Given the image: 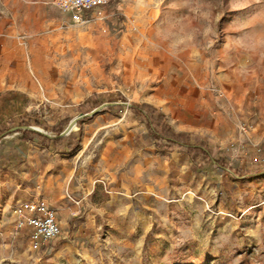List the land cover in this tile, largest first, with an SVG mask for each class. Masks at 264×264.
Listing matches in <instances>:
<instances>
[{
    "label": "rangeland",
    "instance_id": "obj_1",
    "mask_svg": "<svg viewBox=\"0 0 264 264\" xmlns=\"http://www.w3.org/2000/svg\"><path fill=\"white\" fill-rule=\"evenodd\" d=\"M102 11V20L78 25L51 0H0V135L12 127L0 140V264H264V177L259 184L252 181L256 176L226 182L227 171L205 151L155 139L150 132L155 152L174 161L167 177L161 175L163 165L157 183L147 167L144 174L140 169L134 174L130 165L125 171L110 167L112 174L91 169L89 175L99 181L75 217L73 201L67 204L72 214L62 211L68 227L58 239L33 250L27 231L16 229L12 207L32 196L21 192L22 179L13 171L23 165L28 175L22 178L30 180L23 187L39 185L42 194L48 188V202H59L51 188L67 186L72 165L63 160L86 144V131L96 123L86 125L133 110L146 123L132 106L146 111L150 104L140 106L130 98L138 93L140 100H149L143 80L151 81L153 74L172 80L181 74L187 81L182 97H198L197 80L210 103L215 92L207 84L214 79L247 119L264 121V0H110ZM27 76L28 86L43 89L45 96L39 110L17 116L4 103L8 92H17L8 89ZM95 102L104 106L100 112L53 140L64 120L84 114ZM23 120L50 139L17 129ZM88 137L94 160L104 150L128 147L108 145L107 134ZM185 142L201 143L190 135ZM209 148L241 175L264 171L239 169L233 161L229 166ZM55 158L62 159L59 166ZM187 163H192L188 171ZM67 192L66 201L73 200V183ZM69 226L76 232L84 228L87 236L73 238Z\"/></svg>",
    "mask_w": 264,
    "mask_h": 264
},
{
    "label": "crops",
    "instance_id": "obj_2",
    "mask_svg": "<svg viewBox=\"0 0 264 264\" xmlns=\"http://www.w3.org/2000/svg\"><path fill=\"white\" fill-rule=\"evenodd\" d=\"M150 69L151 67H149L147 72ZM153 78L155 80H153ZM181 78V74H179L178 79L175 80L167 78L166 74L162 72H158L155 75L153 74L151 81L148 80L147 82L143 80V83L149 84L146 85L147 87L145 88V91L150 89L149 100H140V98H138V93L132 96L133 98H130V100L131 102L140 104V106H142V104H150L156 107L167 117V121L175 132L186 133L198 138L200 142H206L209 147L219 152L216 158L223 157L225 161L228 162L229 166L234 164L232 163L233 161L239 169H264V121L258 118H256L255 121L247 119L242 111L240 112V109H236L235 106L230 103L225 91L217 84H214V79L211 80V83L207 84V87H210L215 92V96H210L212 103L207 102L204 98L205 90L198 85L197 80L195 84L197 85L196 87L199 88L198 97H188V95L182 97L179 94L187 81ZM29 81L30 78L27 76L26 80L23 81L20 86L18 85L17 88L13 87L8 89H14L17 92H8L9 100L8 97L5 99L6 103H4V106L6 109H11L17 116L29 112L30 109L39 110L43 104L42 98L45 96L44 90L42 89V93H40L39 90H35L34 88L31 89L28 86ZM195 91L196 88L193 89V92ZM188 92H192L191 89H189ZM8 94H5V96H8ZM76 100L78 101V96L74 95L73 104ZM59 105L60 104L57 103L51 106L50 112L52 116H55L56 112L59 111ZM114 105L118 106L119 104L116 103ZM73 107H76V105H73ZM248 113L251 115L252 112ZM106 115L109 117V113ZM255 115L257 114L255 113ZM94 123H96L95 127H92L89 132L87 128ZM86 126V144L81 149L73 150V158L63 160L65 162L64 165H72L67 186L58 183L56 187L54 186L51 188L53 191H58L59 202H48V188L44 189V194H42V187L39 185L33 187L31 184L30 187H33L31 190H29L28 187H23L24 181L30 183V180H23L22 178L23 175H28V173L24 171L23 165L13 171L14 175L17 174L20 176V179H22L23 183L19 185L22 187L21 192L26 191L28 192L27 194L32 196V198L21 199L19 201L40 199L45 201L50 207L52 206L51 208L56 213L57 222L62 233H65L68 227L67 223L62 220V211L66 209L64 213L69 212L72 214L71 208L68 207L67 204L73 201V217H75L78 214L80 205L88 199L89 194L94 190L95 183L99 181L94 180V177L89 175L91 169H97L101 174H108L111 173V170H109L110 167H122L125 171L127 165H130L129 169L133 170L134 174H137L138 169L144 174L147 167L149 169V174L155 176V183H157V168L163 165L161 175L165 178L169 175V170L174 162L173 160L171 162H165L159 152H155L154 148L156 142L149 136L146 123L135 110L125 112L121 117L114 119L111 117H109V119H97L92 124H87ZM242 126L248 128L246 134L242 132ZM95 130H97V132H95ZM88 133L98 136L103 134L109 135L111 139L107 141V144L112 145L113 148L119 147L122 144H128V147H124L122 150L118 149L117 153L106 152L108 150H104L102 154L94 160L93 154L91 155L87 151V144L89 143ZM110 141H113V143H110ZM173 152H171L172 157L179 159V156H173ZM181 154L184 155V152H181ZM202 157L204 158L205 155ZM202 157L198 158L196 162L202 160ZM131 158L132 161H130ZM180 158L183 159L184 157L181 156ZM61 160L55 158V165L57 163V166H59ZM127 161H130V163L127 164ZM187 164L186 170L188 171L189 165H192V163ZM225 177L227 182V179L233 176L226 172ZM263 177L264 175L256 176L252 178V181L253 183L259 184V181H261ZM72 183L73 200L70 199L66 201L65 194L68 193V188ZM233 184H237V182L235 181ZM150 186H152V184ZM27 194L23 196V198L27 197ZM70 228L71 226H69L68 233L70 235L73 233V238L87 236V231L84 228L80 229L79 232L75 230L72 231ZM25 230L30 236L31 229L25 228Z\"/></svg>",
    "mask_w": 264,
    "mask_h": 264
},
{
    "label": "built area",
    "instance_id": "obj_3",
    "mask_svg": "<svg viewBox=\"0 0 264 264\" xmlns=\"http://www.w3.org/2000/svg\"><path fill=\"white\" fill-rule=\"evenodd\" d=\"M110 0H51L52 5L65 14H69L73 23L88 25L104 18L102 8ZM217 91V90H216ZM246 134L248 128L242 126ZM16 217V229L30 228V245L40 250L61 235L55 211L43 200L31 199L17 202L12 207Z\"/></svg>",
    "mask_w": 264,
    "mask_h": 264
},
{
    "label": "trees",
    "instance_id": "obj_4",
    "mask_svg": "<svg viewBox=\"0 0 264 264\" xmlns=\"http://www.w3.org/2000/svg\"><path fill=\"white\" fill-rule=\"evenodd\" d=\"M102 104L99 102H95L93 105H87V109L83 112L84 114L90 113L94 111L96 108L100 107ZM134 109L140 110L141 114L143 115V118L146 121L147 127L149 129V132L152 137L155 139H161V140H167L170 143H175L179 145H183L188 147L189 149H201L205 151L208 155V157L212 160V162L221 170L227 171L230 173L234 178L241 181L245 177H253V176H260L263 175V172H256V173H250V172H243L244 174H240L237 171L228 168L227 164L222 159H215L213 157V154L211 152V149L208 147L207 144L204 142H201L199 145H192L185 142V140L189 137L186 133H177L174 131V129L171 127V125L168 123L166 116L161 113L157 108H155L152 105L146 106V111H143L139 108V106L133 105ZM72 119L64 120L57 129H59V132L61 133L62 129L68 125L71 122ZM82 121H79L81 123ZM78 123V124H79ZM31 126V121L23 120L20 125L15 126L17 129H23L28 128ZM39 126H42V124H39ZM12 130L11 128H8L3 131V133L0 135V140L7 136ZM27 132L36 133L39 136H42L46 139H50L47 136L31 131L30 129H27ZM62 138L58 135L53 140H61Z\"/></svg>",
    "mask_w": 264,
    "mask_h": 264
},
{
    "label": "water",
    "instance_id": "obj_5",
    "mask_svg": "<svg viewBox=\"0 0 264 264\" xmlns=\"http://www.w3.org/2000/svg\"><path fill=\"white\" fill-rule=\"evenodd\" d=\"M109 105H113V104H107V106ZM104 106L98 107L96 108L94 111L87 113V114H81L77 117H74L71 122L68 124V126L61 132L60 137H65L70 135V133L73 131V128L76 126V124L79 122V120L83 119V118H87V117H92L94 116L96 113L100 112L103 109ZM27 129H32L33 128H27Z\"/></svg>",
    "mask_w": 264,
    "mask_h": 264
},
{
    "label": "bare ground",
    "instance_id": "obj_6",
    "mask_svg": "<svg viewBox=\"0 0 264 264\" xmlns=\"http://www.w3.org/2000/svg\"><path fill=\"white\" fill-rule=\"evenodd\" d=\"M77 127L75 126L73 129H76Z\"/></svg>",
    "mask_w": 264,
    "mask_h": 264
}]
</instances>
